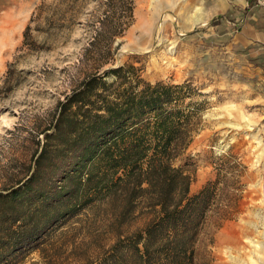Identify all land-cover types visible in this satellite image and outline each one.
<instances>
[{
    "label": "trees",
    "instance_id": "trees-1",
    "mask_svg": "<svg viewBox=\"0 0 264 264\" xmlns=\"http://www.w3.org/2000/svg\"><path fill=\"white\" fill-rule=\"evenodd\" d=\"M97 2L83 75L38 131L44 142L28 183L51 153L70 160L60 184L35 190L30 203L21 187L0 193V264H25L33 251L39 259L29 264H209L202 237L241 213L246 165L221 153L214 177L190 193L189 163L175 159L203 127L204 92L190 80L148 81L133 63L108 66L134 0Z\"/></svg>",
    "mask_w": 264,
    "mask_h": 264
},
{
    "label": "rangeland",
    "instance_id": "rangeland-1",
    "mask_svg": "<svg viewBox=\"0 0 264 264\" xmlns=\"http://www.w3.org/2000/svg\"><path fill=\"white\" fill-rule=\"evenodd\" d=\"M154 1L134 0L133 21L108 66L133 63L148 81L190 80L204 92L203 127L175 159L176 165L189 163L190 193L214 177L217 156L228 150L246 170L241 213L218 229L208 227L200 253L209 264H264V42L242 29L245 16L224 23L212 18L181 31L189 0H170L158 20L142 21ZM243 10L264 29L257 0ZM101 12L97 0H0V193L21 187L19 198L30 203L35 190L60 184L70 160L61 153H51L27 181L44 142L38 131L83 75L78 59ZM8 68L12 83L4 80ZM143 222L139 218L133 227ZM26 259H39L38 251Z\"/></svg>",
    "mask_w": 264,
    "mask_h": 264
},
{
    "label": "crops",
    "instance_id": "crops-1",
    "mask_svg": "<svg viewBox=\"0 0 264 264\" xmlns=\"http://www.w3.org/2000/svg\"><path fill=\"white\" fill-rule=\"evenodd\" d=\"M192 6L191 9H189ZM188 11L180 17V30L187 31L196 29L200 26H204L209 23L210 20L217 19L221 23H224L229 18L236 20L238 17L248 18L251 20L250 31L252 32V37L255 40L264 42V29L260 22L255 16L243 15L244 10L248 7V0H189L187 4ZM224 20L222 21V19ZM242 20V28L246 21ZM219 22V23H220ZM215 23L214 25H217ZM245 29V27L243 28Z\"/></svg>",
    "mask_w": 264,
    "mask_h": 264
},
{
    "label": "bare ground",
    "instance_id": "bare-ground-1",
    "mask_svg": "<svg viewBox=\"0 0 264 264\" xmlns=\"http://www.w3.org/2000/svg\"><path fill=\"white\" fill-rule=\"evenodd\" d=\"M169 5L170 6L172 5V2H170V0H155L154 3L150 6V8L145 10V12H143L144 14H142L141 20L143 21V19H145L147 20V22L153 19L158 20V18L160 17V11H162L163 9H166ZM141 30L142 29L140 28V31ZM141 34H142V31L140 32L139 36H141ZM144 41H147V40H144Z\"/></svg>",
    "mask_w": 264,
    "mask_h": 264
},
{
    "label": "built area",
    "instance_id": "built-area-1",
    "mask_svg": "<svg viewBox=\"0 0 264 264\" xmlns=\"http://www.w3.org/2000/svg\"><path fill=\"white\" fill-rule=\"evenodd\" d=\"M257 4L260 8L264 9V0H257Z\"/></svg>",
    "mask_w": 264,
    "mask_h": 264
}]
</instances>
